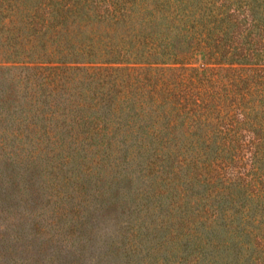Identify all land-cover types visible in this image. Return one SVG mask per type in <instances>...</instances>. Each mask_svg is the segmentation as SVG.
Returning a JSON list of instances; mask_svg holds the SVG:
<instances>
[{
  "label": "trees",
  "instance_id": "obj_1",
  "mask_svg": "<svg viewBox=\"0 0 264 264\" xmlns=\"http://www.w3.org/2000/svg\"><path fill=\"white\" fill-rule=\"evenodd\" d=\"M0 55V150L36 152L47 138L54 151H76L64 155L69 164L125 146L149 168L148 197L166 231L140 258L264 264V0H0ZM197 60L202 75L225 62L242 69L240 98L201 92L206 76L186 65ZM169 61L191 77L139 75L125 64ZM246 80L260 87L244 92ZM13 92L22 100L12 108ZM108 163L97 179L88 169L67 177L73 192L117 179L116 158ZM71 214L76 223L85 216ZM140 252L137 241L126 253Z\"/></svg>",
  "mask_w": 264,
  "mask_h": 264
},
{
  "label": "rangeland",
  "instance_id": "obj_2",
  "mask_svg": "<svg viewBox=\"0 0 264 264\" xmlns=\"http://www.w3.org/2000/svg\"><path fill=\"white\" fill-rule=\"evenodd\" d=\"M125 64L136 68L134 72L139 75L158 73L167 78L172 75L190 78L192 74L179 62L154 63L160 68L152 70L143 69L144 62ZM186 65L200 66L197 77L206 76L201 80L203 84H196L201 92L213 87L222 95L232 94L221 100L235 102L240 98L233 90L237 89L235 81H239L242 69H231L225 62L226 67L215 64L214 69L203 71L202 75L201 60ZM1 71L0 88L6 87ZM241 83L244 92L248 87L254 90L260 87L248 80ZM253 95L249 92L247 97ZM11 96L14 101L6 102L13 108L22 97L16 92ZM3 97L0 91V106L5 102ZM227 103L222 112L230 111ZM27 148L22 151L10 145L9 149L0 150V264H157V260L140 258L152 243L163 239L166 231L157 228L159 210L155 213L151 208L153 200L148 197L152 179L146 174L149 168L139 154L130 161L132 153L124 146L118 153L103 150V159L98 161L96 153L78 151L86 155L78 156V161L75 156L67 164L64 155L75 154L72 148L54 151L47 138L34 148L36 152H31L30 146ZM114 157L116 164L111 166L117 179L109 176L97 183L88 180L80 193L73 192L76 185L74 180L67 182V177H77L88 169L96 178L93 172L103 173ZM143 189L146 197L142 196ZM94 190L95 194L91 195ZM79 208L86 217L76 223L71 209L74 212ZM144 219L147 228L142 231L144 226L140 223ZM139 233L143 234L142 240ZM137 241L140 254L126 253L128 246Z\"/></svg>",
  "mask_w": 264,
  "mask_h": 264
}]
</instances>
